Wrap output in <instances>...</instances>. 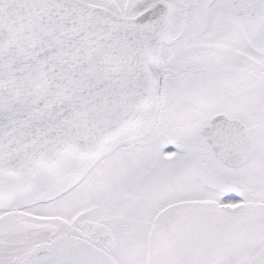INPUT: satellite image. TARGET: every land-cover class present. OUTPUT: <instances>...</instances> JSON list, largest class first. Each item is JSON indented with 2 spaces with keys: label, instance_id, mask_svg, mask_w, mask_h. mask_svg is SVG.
I'll use <instances>...</instances> for the list:
<instances>
[{
  "label": "snow or ice",
  "instance_id": "obj_1",
  "mask_svg": "<svg viewBox=\"0 0 264 264\" xmlns=\"http://www.w3.org/2000/svg\"><path fill=\"white\" fill-rule=\"evenodd\" d=\"M0 264H264V0H0Z\"/></svg>",
  "mask_w": 264,
  "mask_h": 264
}]
</instances>
